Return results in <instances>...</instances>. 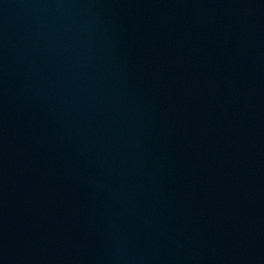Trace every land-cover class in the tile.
<instances>
[{
	"label": "water",
	"instance_id": "1",
	"mask_svg": "<svg viewBox=\"0 0 264 264\" xmlns=\"http://www.w3.org/2000/svg\"><path fill=\"white\" fill-rule=\"evenodd\" d=\"M0 264H264V0H0Z\"/></svg>",
	"mask_w": 264,
	"mask_h": 264
}]
</instances>
